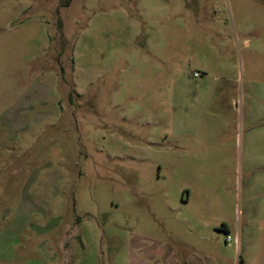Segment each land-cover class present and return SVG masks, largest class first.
Instances as JSON below:
<instances>
[{
	"label": "rangeland",
	"instance_id": "rangeland-1",
	"mask_svg": "<svg viewBox=\"0 0 264 264\" xmlns=\"http://www.w3.org/2000/svg\"><path fill=\"white\" fill-rule=\"evenodd\" d=\"M241 261L264 0H0V264Z\"/></svg>",
	"mask_w": 264,
	"mask_h": 264
},
{
	"label": "built area",
	"instance_id": "built-area-1",
	"mask_svg": "<svg viewBox=\"0 0 264 264\" xmlns=\"http://www.w3.org/2000/svg\"><path fill=\"white\" fill-rule=\"evenodd\" d=\"M193 75H194V76H197L198 73H197V72H194ZM227 240H230V236H227Z\"/></svg>",
	"mask_w": 264,
	"mask_h": 264
},
{
	"label": "trees",
	"instance_id": "trees-1",
	"mask_svg": "<svg viewBox=\"0 0 264 264\" xmlns=\"http://www.w3.org/2000/svg\"><path fill=\"white\" fill-rule=\"evenodd\" d=\"M239 264H243V262L241 261V262H239Z\"/></svg>",
	"mask_w": 264,
	"mask_h": 264
}]
</instances>
